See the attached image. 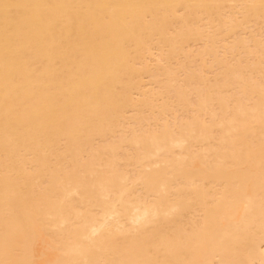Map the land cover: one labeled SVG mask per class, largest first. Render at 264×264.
<instances>
[{
  "label": "bare ground",
  "instance_id": "obj_1",
  "mask_svg": "<svg viewBox=\"0 0 264 264\" xmlns=\"http://www.w3.org/2000/svg\"><path fill=\"white\" fill-rule=\"evenodd\" d=\"M0 264H264V0H0Z\"/></svg>",
  "mask_w": 264,
  "mask_h": 264
}]
</instances>
